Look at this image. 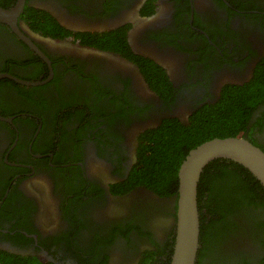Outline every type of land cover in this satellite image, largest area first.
Wrapping results in <instances>:
<instances>
[{
	"label": "flooded vegetation",
	"instance_id": "obj_1",
	"mask_svg": "<svg viewBox=\"0 0 264 264\" xmlns=\"http://www.w3.org/2000/svg\"><path fill=\"white\" fill-rule=\"evenodd\" d=\"M15 23L0 21V264H169L177 193L133 171L154 133L264 68V0H23ZM244 127L264 151V103ZM218 168L195 264H264V188Z\"/></svg>",
	"mask_w": 264,
	"mask_h": 264
},
{
	"label": "trees",
	"instance_id": "obj_2",
	"mask_svg": "<svg viewBox=\"0 0 264 264\" xmlns=\"http://www.w3.org/2000/svg\"><path fill=\"white\" fill-rule=\"evenodd\" d=\"M228 93L231 94V98L223 99L221 104L217 105V110L205 112L202 119H192L188 128L184 130L180 128L178 132L159 130L154 133L146 141V145L147 143L150 145L145 163L133 171L132 177L135 184L150 186L157 193H162L161 195L176 194L178 167L185 156L182 153L183 147L193 148L214 137L242 136L245 130L244 121L257 104L264 103V68L257 71L248 84L239 88L235 87ZM187 132L191 134L188 135ZM227 166L240 168L246 178L252 177L253 179L250 178V180L255 181L263 189L260 183L239 164L226 159H216L211 161L201 174L198 205L203 188V177L209 174V177L217 179L220 176L218 170L213 173L210 170L221 167L219 172L224 173ZM242 180L243 178H240L239 181Z\"/></svg>",
	"mask_w": 264,
	"mask_h": 264
},
{
	"label": "water",
	"instance_id": "obj_3",
	"mask_svg": "<svg viewBox=\"0 0 264 264\" xmlns=\"http://www.w3.org/2000/svg\"><path fill=\"white\" fill-rule=\"evenodd\" d=\"M22 7L23 0H19L12 9L0 7V21L8 23L15 31V20ZM216 159L239 164L264 188V151L247 138L214 137L191 148L177 172L175 241L169 264H195L200 246L198 186L203 170Z\"/></svg>",
	"mask_w": 264,
	"mask_h": 264
}]
</instances>
